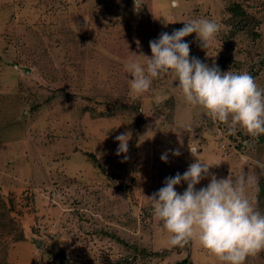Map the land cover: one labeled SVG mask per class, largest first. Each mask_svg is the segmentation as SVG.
<instances>
[{
    "label": "rangeland",
    "instance_id": "1",
    "mask_svg": "<svg viewBox=\"0 0 264 264\" xmlns=\"http://www.w3.org/2000/svg\"><path fill=\"white\" fill-rule=\"evenodd\" d=\"M200 18L220 31L207 50L185 37L190 57L264 89V0H0V264H222L197 240L170 246L148 198L195 162L190 148L217 178L251 177L246 195L264 213V134H229L168 74L130 91L125 65ZM121 133L129 151L117 156ZM244 264H264V250Z\"/></svg>",
    "mask_w": 264,
    "mask_h": 264
},
{
    "label": "clouds",
    "instance_id": "2",
    "mask_svg": "<svg viewBox=\"0 0 264 264\" xmlns=\"http://www.w3.org/2000/svg\"><path fill=\"white\" fill-rule=\"evenodd\" d=\"M183 24L171 34L163 32L149 42L152 55L146 56V64L130 61L125 65L131 77L130 91L141 95L150 89L154 78L168 74L178 81L186 103L203 108L213 121L229 124V134L237 128L254 138L264 134V89L254 78L246 72H222L216 65L210 67L190 57V44L184 38L195 33L198 46L207 50L220 25L207 18ZM128 137L129 133L115 137L119 142L117 156L128 153ZM190 152L195 162L183 174L165 178L164 186L148 197L153 216L171 234L170 246L183 247L194 239L222 264H244L247 257L264 250V213L256 210L246 195L253 180L231 174L217 178L210 172L211 166L200 161L195 149L190 148ZM172 154L180 156L181 152L175 149ZM161 160L168 162L167 152ZM209 176L207 186L197 189ZM182 183L187 188L181 194L176 187Z\"/></svg>",
    "mask_w": 264,
    "mask_h": 264
},
{
    "label": "trees",
    "instance_id": "3",
    "mask_svg": "<svg viewBox=\"0 0 264 264\" xmlns=\"http://www.w3.org/2000/svg\"><path fill=\"white\" fill-rule=\"evenodd\" d=\"M228 9L233 13V16L235 15H240L241 17L243 16H246L247 15V12L246 10L244 9V7L240 4V3H232L228 6ZM244 25H242L241 23H238V25H235V30H237V28H243ZM256 35V34H255ZM260 140H264V135L260 138ZM91 158L97 163V159L95 156L93 155H90ZM258 194L261 195L260 197H263L264 196V180H259V188H258ZM138 248V247H137ZM166 253V252H165ZM65 263L66 264H72L70 262V260H68L67 257H65ZM120 260H115L113 262H111L110 264H120ZM183 264H193V262L189 259V258H186L182 261ZM130 264H140L138 262H130Z\"/></svg>",
    "mask_w": 264,
    "mask_h": 264
}]
</instances>
